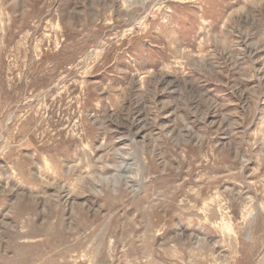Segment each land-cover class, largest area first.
<instances>
[{
	"label": "rangeland",
	"instance_id": "obj_1",
	"mask_svg": "<svg viewBox=\"0 0 264 264\" xmlns=\"http://www.w3.org/2000/svg\"><path fill=\"white\" fill-rule=\"evenodd\" d=\"M0 258L264 264V0H0Z\"/></svg>",
	"mask_w": 264,
	"mask_h": 264
},
{
	"label": "bare ground",
	"instance_id": "obj_2",
	"mask_svg": "<svg viewBox=\"0 0 264 264\" xmlns=\"http://www.w3.org/2000/svg\"><path fill=\"white\" fill-rule=\"evenodd\" d=\"M28 235H33V232H29ZM2 261L6 262V259L5 258H0V262H2Z\"/></svg>",
	"mask_w": 264,
	"mask_h": 264
}]
</instances>
